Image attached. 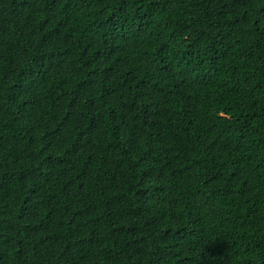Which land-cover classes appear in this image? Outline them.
I'll return each instance as SVG.
<instances>
[{
	"label": "trees",
	"instance_id": "1",
	"mask_svg": "<svg viewBox=\"0 0 264 264\" xmlns=\"http://www.w3.org/2000/svg\"><path fill=\"white\" fill-rule=\"evenodd\" d=\"M0 264H264V0H0Z\"/></svg>",
	"mask_w": 264,
	"mask_h": 264
}]
</instances>
